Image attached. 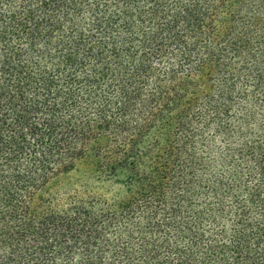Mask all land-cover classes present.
I'll return each mask as SVG.
<instances>
[{
    "label": "trees",
    "instance_id": "obj_1",
    "mask_svg": "<svg viewBox=\"0 0 264 264\" xmlns=\"http://www.w3.org/2000/svg\"><path fill=\"white\" fill-rule=\"evenodd\" d=\"M0 264H264V0H0Z\"/></svg>",
    "mask_w": 264,
    "mask_h": 264
},
{
    "label": "rangeland",
    "instance_id": "obj_2",
    "mask_svg": "<svg viewBox=\"0 0 264 264\" xmlns=\"http://www.w3.org/2000/svg\"><path fill=\"white\" fill-rule=\"evenodd\" d=\"M85 169V167H82L77 173L67 176L65 179H63L62 183L60 182L61 186H58L57 188H60L62 189L61 191H64L69 189V187H78L86 179Z\"/></svg>",
    "mask_w": 264,
    "mask_h": 264
}]
</instances>
